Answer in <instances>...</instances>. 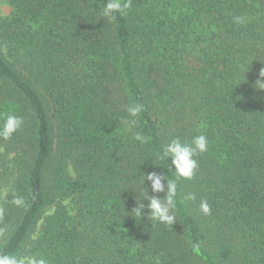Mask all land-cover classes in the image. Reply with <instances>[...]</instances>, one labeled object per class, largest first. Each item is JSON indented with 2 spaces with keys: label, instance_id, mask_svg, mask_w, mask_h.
Returning a JSON list of instances; mask_svg holds the SVG:
<instances>
[{
  "label": "trees",
  "instance_id": "trees-1",
  "mask_svg": "<svg viewBox=\"0 0 264 264\" xmlns=\"http://www.w3.org/2000/svg\"><path fill=\"white\" fill-rule=\"evenodd\" d=\"M108 2L0 0V127L23 119L0 137V255L264 264V0H118L105 16ZM198 135L207 151L178 178L160 157ZM152 172L177 184L173 225L147 219L149 195L165 196Z\"/></svg>",
  "mask_w": 264,
  "mask_h": 264
},
{
  "label": "clouds",
  "instance_id": "clouds-1",
  "mask_svg": "<svg viewBox=\"0 0 264 264\" xmlns=\"http://www.w3.org/2000/svg\"><path fill=\"white\" fill-rule=\"evenodd\" d=\"M128 5H121L118 0H109L105 5L102 14L105 16L112 15L114 11H123ZM240 17L236 20L239 22ZM255 88L264 91V68L259 72V79L255 83ZM127 111L133 117L137 116L142 111L141 105L129 106ZM23 124V119L16 115H8L0 127V137L4 139H10L12 135L17 132ZM135 139L144 142V138L137 134ZM208 139L205 135L195 136L190 143H183L180 139H173L164 149L163 157L171 158V167L169 170L174 172L178 178L190 180L194 175V171L197 168V161L193 158L199 154L207 151ZM174 169V171H173ZM145 181L151 182L152 193H165L163 198L157 195H149L147 208V219L159 222L165 225H173L175 223V197L177 194V184L173 180H168L163 173L157 174L156 172L144 174ZM166 181V186L165 183ZM186 199H195L194 195H189ZM16 205L23 204L22 197H16L13 200ZM136 207L132 210L131 215L134 214L137 217L142 216L144 213L145 205L143 203H136ZM201 211L205 214L209 213V206L206 201H202L200 204ZM0 264H22L21 261L15 256L0 255ZM35 264V262H33ZM39 264H44L41 260Z\"/></svg>",
  "mask_w": 264,
  "mask_h": 264
},
{
  "label": "rangeland",
  "instance_id": "rangeland-1",
  "mask_svg": "<svg viewBox=\"0 0 264 264\" xmlns=\"http://www.w3.org/2000/svg\"><path fill=\"white\" fill-rule=\"evenodd\" d=\"M0 9H1V13L7 12V8L5 5H1ZM63 203L66 205L69 217L71 219V221L69 222V225L72 226L75 223V211H76L75 203L73 200H70V199L64 200Z\"/></svg>",
  "mask_w": 264,
  "mask_h": 264
}]
</instances>
